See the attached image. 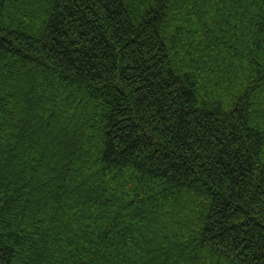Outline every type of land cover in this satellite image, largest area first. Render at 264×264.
<instances>
[{
	"label": "trees",
	"instance_id": "obj_1",
	"mask_svg": "<svg viewBox=\"0 0 264 264\" xmlns=\"http://www.w3.org/2000/svg\"><path fill=\"white\" fill-rule=\"evenodd\" d=\"M0 264H264V0H0Z\"/></svg>",
	"mask_w": 264,
	"mask_h": 264
}]
</instances>
